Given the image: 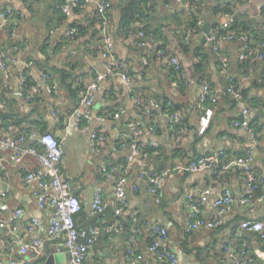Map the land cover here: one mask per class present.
Listing matches in <instances>:
<instances>
[{"label":"crops","instance_id":"1","mask_svg":"<svg viewBox=\"0 0 264 264\" xmlns=\"http://www.w3.org/2000/svg\"><path fill=\"white\" fill-rule=\"evenodd\" d=\"M107 1L111 4V21L107 31L113 41L114 55L128 66L135 79L129 84L119 77L102 80L91 108L92 119L80 129L74 127L71 118L79 101V94H73L66 86H61L57 97L44 96L45 101L38 104V109L43 114V124L40 127L53 133L62 146L63 157L59 165L61 177L70 184L81 203V211L74 217L77 228L80 231L87 230L97 219V215L91 210L96 191L100 190L110 203L113 201V187L119 172L112 170L106 173L103 167L108 163L119 167L130 153L128 148H121L119 145L128 138L127 123L139 116L138 99L146 104L151 101L161 102L163 99L172 100L181 108L189 129L179 142H175L161 110L155 112L152 119L155 132L146 131L139 143L141 146L157 148L158 151L145 155L142 162L138 159L132 162L127 178L129 184L137 187V192L128 190L127 207L121 215L115 216L110 206L100 217L104 229L101 228L86 264H155L154 257L147 250V238L155 224L163 226L169 233L170 247L179 255L180 264H232L231 251L244 245L248 246L249 255L256 256L257 264H264L256 254L264 253V239L243 231L239 226L246 219L264 221V200L255 206L252 213L239 204L243 191L241 175L238 176L235 171L225 173L219 170L217 173L216 169L199 173H171L161 186L160 205L150 201L147 195V178L140 176L142 170L148 175L166 170L178 157L187 161L211 150H222L227 158H233L250 149L254 167L264 179V141L259 142V148L252 149L249 133L231 125L232 119L239 116L243 106L250 109L249 99L264 102V87H252L250 76L246 78L241 73L237 65V45L230 43L226 46L229 71L234 77L243 80L244 97L247 100L240 101V104L232 99H225V77L216 67V58L207 50L201 51L204 37L225 21L224 16L216 12L217 7L225 5L229 13L238 15L243 20H252L256 29L264 31V14L260 11L264 0H204L200 6L203 24L192 35L189 46L186 47L181 44L180 33L189 20L191 7L187 4L188 0L183 4L174 0ZM134 1H139L145 10L143 26L163 31L170 54L178 57L184 70L185 87L178 88L174 85L168 56H156L149 46L137 47L131 28L127 31V28H121L122 12ZM5 8L17 11L21 18L17 19L15 27H0V59L7 61L9 68L7 78L0 71V113L22 115L36 105L25 103L18 96L23 58L34 60L37 68L38 65H43L44 69L57 78H60L58 71L70 74L65 85L72 84L74 88L76 83L87 85L94 81L97 74L105 73L108 60L102 55L104 43L99 24L90 20L92 3L83 1L77 11L68 17L61 13L59 0H0V9ZM73 24L82 25L84 30L73 41L68 40L63 44L65 32ZM200 52L206 57L208 65L207 82L192 76V68ZM11 59L15 62L10 61ZM203 83H207L215 91L213 116L205 128L201 123L203 113L200 111ZM49 106L57 108L58 120L51 115ZM255 112L261 113L258 117L264 123V108L263 111L252 110L251 119ZM112 114L118 116L114 117ZM2 122L0 116V128ZM16 128L18 133L19 129ZM38 129L37 132L40 131ZM92 133H103L106 138L97 153L90 151L89 138ZM152 144L156 146H151ZM31 145V141H27L24 147ZM0 154L7 171V177L4 183H0V188L8 190V203L11 207L20 206L24 210L20 219L21 231H24L32 219H37L43 230L40 233H26L25 238H45V228L49 225L54 209H39L31 195V188L23 185L21 180L26 170L38 168L36 159L32 155H25L19 162L13 163L9 160L11 151L2 150ZM205 189L210 191L201 208L205 220L214 218V200L223 189L230 190L233 203L220 227L202 228L192 233L185 246H182L184 223L189 213L187 199L199 198ZM134 216L139 217L143 229L137 244L132 247L129 241L130 231L126 227L129 219ZM113 225H120L123 229L106 232V227ZM3 234L0 230V238ZM129 251L133 253L131 258L127 257ZM49 256L53 257L51 264H68V254L61 239L45 241L43 255L37 264H46Z\"/></svg>","mask_w":264,"mask_h":264},{"label":"built area","instance_id":"2","mask_svg":"<svg viewBox=\"0 0 264 264\" xmlns=\"http://www.w3.org/2000/svg\"><path fill=\"white\" fill-rule=\"evenodd\" d=\"M83 1L93 4L90 20L99 24L101 39L104 43L102 55L108 62L105 64V73L97 74L94 81L82 86L78 92L79 101L71 113L76 129L85 127L92 119L91 108L95 101V93L99 89V83L102 80L107 77H119L124 83L129 84L135 79V75L132 74L128 66L114 55L113 41L107 31L111 21L110 2L107 0H59V9L64 16L68 17L77 11ZM174 1L178 4H183L185 0ZM187 4L192 8L193 5L191 3L187 2ZM260 11H263L264 14V5L260 6ZM222 16H224L225 21L204 37L202 46L216 54V67L229 81V85L226 86L223 95H229L233 100L240 103L244 83L240 79L235 81V78L229 75L230 65L226 55V46L230 43L237 45V57L240 61L249 58L261 60L263 58L261 48L264 47V43L258 46L254 45L246 33L232 30L233 14L222 13ZM20 18L21 16L17 11L9 8L0 9V27H15L17 19ZM202 24L203 19L199 18L196 23V29L200 28ZM136 25H139V23H136ZM196 29L183 30L182 40L184 44L190 43L192 35L197 33ZM77 34V27H69L65 32V37L73 41ZM136 36L138 39L136 41L137 47L146 48V46H149L155 50L158 56H168L169 66L176 70L181 69L182 66L178 57L170 54V49L162 41L146 35L143 31L138 32ZM162 45L163 49H161ZM62 47L64 46L62 45ZM145 59L144 57L143 61ZM10 61L15 62L13 59ZM21 62L22 72L19 77L18 96L25 103H33L38 97L47 95L57 97L60 94V87L54 76L39 67L37 68L35 61L32 59L23 58ZM0 71L6 78L9 76L7 61L0 59ZM174 85H177L176 81ZM208 94H211V101L214 102L215 92L210 90L207 83H203L200 97L201 103H203ZM137 102L140 109L139 116L137 119L127 123V128L129 129L128 138L119 145L121 148H128L130 153L119 167H114L111 163L103 167V171L106 173L112 170H118L119 172L113 187V201L110 203L105 200L100 190L96 191L91 202V210L93 214L97 215V219L90 224L87 230L83 231L77 228L74 220V217L81 211V203L73 193L70 184L60 174L59 165L63 157V150L57 137L51 132L39 133L35 127L30 128L26 132L17 133V128L12 124H3L1 126L0 151H11L9 160L13 163L19 162L25 155H32L36 159L38 168L26 170L21 178L22 183L31 188V195L39 209L52 207L54 210L49 225L45 228V238L26 239V233H40L43 230L41 223L37 219H32L22 232L20 219L24 210L20 206L11 207L8 203V190L0 188V230L4 233L0 238V264H37L43 255L45 241L50 239H61L62 246L68 254V264L87 263L90 253L96 244L98 234L101 228L104 229V223L100 217L110 206H112L115 216L121 215L127 207L126 195L128 190L137 192V187L128 182V170L136 159L142 162L145 154L142 156L139 139L146 131L155 132V126L150 119H152L153 111L159 109V104L156 101L146 104L138 99ZM201 109L203 113L201 123L203 128H205L213 116V109L203 106ZM49 110L54 119L58 120L57 108L49 106ZM251 114V110L243 106L239 116L231 121V125L249 133L250 146L254 149L257 143L254 137V129L250 126ZM162 115L168 123L174 141L179 142L181 137L187 132V127L182 123L180 114L177 111H166ZM112 116L117 117L118 114H112ZM105 139L103 133H92L89 138L90 151L97 153ZM27 141H31L32 145L25 148L24 144ZM151 146L156 145L152 144ZM218 166L223 172L236 168L243 171V176H241L243 191L238 202L252 213L255 206L264 200V196L256 193L260 179L257 178L254 168V157L251 151H246L245 154L233 158H227L224 151L211 150L206 154L187 161L176 158L171 167L156 174L148 175L142 170L140 176L147 178V195L150 201L155 205H160L161 186L171 173H199L208 169H216ZM6 177L7 171L0 154V183H4ZM209 193V189H205L197 199L188 197L189 213L183 228L185 233H194L202 228L214 229L223 224L225 214L233 203L232 194L229 189H223L222 193L214 200V218L208 221L202 217L201 208ZM239 226L243 231L257 234L259 238L264 239V221L246 219ZM120 229H123V227L113 225L106 227L105 230L109 233L112 230ZM127 229L130 231V244L134 247L137 244L138 236L142 233L137 226V218L135 216L132 217ZM169 244L170 237L167 230L163 227L155 226L152 243L147 247L148 252L155 259V264H180L178 254L168 247ZM132 254L129 251L127 257L131 258ZM256 254L258 258L264 261V253L256 252ZM230 255L232 264L258 263L255 255L248 254L247 245L232 250Z\"/></svg>","mask_w":264,"mask_h":264},{"label":"trees","instance_id":"3","mask_svg":"<svg viewBox=\"0 0 264 264\" xmlns=\"http://www.w3.org/2000/svg\"><path fill=\"white\" fill-rule=\"evenodd\" d=\"M188 1L193 6L191 8V11L189 12V20L186 22V25H185L183 30L192 29V28L196 29V23H197L198 19L202 18L201 14H200V11H201L200 10V6H201V4H202V2L204 0H198V2H196V0H188ZM215 10L220 15H222V13H229L228 12L229 10H228V8H226L225 5L219 6ZM144 13H145V10L141 7V3L139 1H134L133 3L129 4L122 12L121 28L122 29H124V28L126 29L127 28L126 29V31H127L129 29V27H130L131 31H133V33L135 34L134 35L135 36V42L138 41L137 36H136L138 34V32L143 31L146 35L153 36L157 40L162 41V43L164 45H167L168 43L166 41L165 35H164L163 31L160 30V28L158 30H151V29H148L146 27V25L143 26L142 18L144 17V15H143ZM230 14H233V13H230ZM136 23H139V25H136ZM70 27H77L78 28V34L82 33L83 30H84L83 26L79 25V24H73ZM217 27H219V25L216 26L215 28H217ZM199 29L200 28L196 29L197 32L199 31ZM183 30L180 33L181 44L183 45V47H186V46H189V44L186 45V44L183 43V40H182V37H183V33L182 32H183ZM232 30H235L237 32L246 33L250 37V41L254 45L258 46V45H262V43H264V31H259L258 29H256L255 25L252 23V20H250V19L243 20L238 15H234V22L232 24ZM75 38H77V36ZM66 39L64 38V40L62 42L63 44H65L66 41L69 40V39H67V40ZM161 49H163V45L161 46ZM202 50H207V51L211 52L216 58V54L213 51H211L209 49H205L202 46V44H201V51ZM151 51L153 52V54L158 56L155 53L154 49L151 48ZM261 53L263 54V58L261 60H256V59L249 58V59H246L244 61H240L238 59V64H237L238 65V69L241 71V73L243 75L246 76V78L248 76H250V82H251L252 87H255L257 89H260V88L264 87V47L261 48ZM163 56H160V57H163ZM38 66H39L40 69H42L45 72H47L48 74L54 76V78L56 79L60 89H61V86H62V88L63 87L65 88V86H66L73 94H76V93L78 94V92L81 90V88H82V84L81 83H76L77 85H76L75 88L72 87V84L71 85L70 84L69 85H65L66 80L71 77L70 74L66 75V72L58 71V73L60 75V78H57V77H55L54 74H51L49 71L44 69L43 65L42 66L38 65ZM216 66H217V62H216ZM207 68H208V65H207L206 57L204 56V54H202V52H200L196 56V62L193 65V68H192V71H193L192 76L194 78H197V80H200L202 82H207L208 81ZM169 71H170V75L174 76V80L177 82V87L178 88L185 87L186 76L183 73L184 72L183 68L181 67L180 70H176L175 68L169 66ZM229 75H230V77L235 78V81L238 80V78L234 77L230 73V71H229ZM227 85H229V81L227 80V78H225V88H226ZM225 88H224V90H225ZM210 90L212 92H215V91H213L212 87L210 88ZM224 90H223V92H224ZM244 95H245V89H244V86H243L242 93H241V101L247 100V99H245ZM210 96H211V94H208L205 97L203 103H201V107L202 106L203 107H211L213 109V105H214L213 103L214 102L211 101ZM223 97L225 99H232L231 97H229V95H224ZM44 98L45 97L36 98L35 101L33 102V103H36V105H34L32 107V109L28 113H25V114H22V115H19V114H15V115L12 114L11 115V114H8V113H2L1 112L0 116H1V120L3 121L2 124H12L15 127H18V129H19L18 132L19 133L26 132L27 130H29L32 127H35V129L39 128L38 129V130H40L39 133L49 132V130H45V129L40 127L43 124V121H42L43 114L38 109V106H39L38 104L40 102H44L45 101ZM233 101L234 102H238L236 100H233ZM156 102L159 104V109H157V110H161L162 113L166 112V111H169V112L177 111L180 114V117L182 118V123L184 125H186L187 130L189 129L187 121L184 118V116H183V114L181 112V108L179 107L178 104H175L172 100H169V99H163V101H161V102H158V101H156ZM249 106H250V110L251 111L254 110V109L255 110L258 109L260 111L261 110L263 111L264 102L263 101H258L255 98L249 99ZM157 110L153 111L152 119H153V117L155 115V112ZM200 111L202 112V109ZM152 119H150L151 122H152ZM234 119L235 118H233L232 120H234ZM61 120H62V117H60L59 121H61ZM250 126L254 129V137H255V140H256V143H257L255 148H259V145H258L259 142L263 143V141H264V123L261 122V119L258 116H255L253 114L252 115V119L250 121ZM259 133H260V136H258ZM156 151H158L157 148L141 146L142 156H143V154L148 155L149 153H151V152L155 153ZM246 151H250V149H247ZM243 154H245V153H242L241 155H243ZM254 168H255V171H256V174H257V178L260 179V182L257 185L256 193H257V195H264V182H263L264 179L261 177V175H260L259 171L257 170V168L256 167H254ZM216 170H217V173H218V171L220 170V167L218 166L216 168ZM232 171H235L236 174H238V176H240V175L243 176V171L239 170L238 168L231 169L229 171H226L225 173H229V172H232ZM135 217L137 218V226L141 229V232H142L143 224L141 223L139 217H137V216H135ZM131 221H132V217L129 219L127 227H129ZM155 226L163 227V226L157 225V224H155ZM155 226H153L150 229V235L147 238L148 239V245H150L152 243V240H153V237H154V227ZM191 234L192 233H185L184 230H183V240L184 241H182V244H181L182 246H185L186 241H187L188 237ZM141 235H142V233H141ZM168 235H169V233H168ZM148 245H147V247H148ZM168 247H170V244H169ZM170 249L173 250L171 247H170Z\"/></svg>","mask_w":264,"mask_h":264},{"label":"water","instance_id":"4","mask_svg":"<svg viewBox=\"0 0 264 264\" xmlns=\"http://www.w3.org/2000/svg\"><path fill=\"white\" fill-rule=\"evenodd\" d=\"M203 29H204V27H203ZM252 112V111H251ZM255 116H261V113H259V112H255V113H253ZM171 243V242H170ZM179 256V255H178ZM52 259H53V257L52 256H49L48 257V259H47V261H46V264H51L52 263Z\"/></svg>","mask_w":264,"mask_h":264}]
</instances>
